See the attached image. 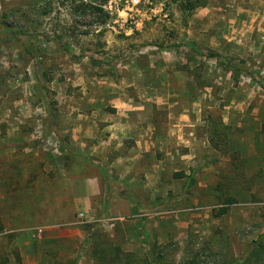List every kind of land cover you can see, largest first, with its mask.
<instances>
[{
  "label": "rangeland",
  "instance_id": "374dc122",
  "mask_svg": "<svg viewBox=\"0 0 264 264\" xmlns=\"http://www.w3.org/2000/svg\"><path fill=\"white\" fill-rule=\"evenodd\" d=\"M133 1L109 0L102 24L67 0H0V264L115 247L118 264H264V0ZM89 178L130 213L64 219L67 183ZM51 224L81 233L48 241Z\"/></svg>",
  "mask_w": 264,
  "mask_h": 264
},
{
  "label": "crops",
  "instance_id": "0c3cea01",
  "mask_svg": "<svg viewBox=\"0 0 264 264\" xmlns=\"http://www.w3.org/2000/svg\"><path fill=\"white\" fill-rule=\"evenodd\" d=\"M123 144L114 145L115 149H118ZM135 151H140V145L138 143V148L135 149ZM140 156L139 154L129 151L128 153L123 156V158L119 159L116 164V168L118 171L124 170L123 174L132 172L135 168L133 166V160L135 158H138ZM123 164V165H122ZM102 182L99 178H89L81 182L80 184H77L75 181L69 180L67 183V195H69V198L65 199V202H68L70 207L67 210V214H65L66 218H70L69 209H82L84 210L83 213H87L89 216H97L100 214H108L109 216L114 217H125L128 213H130V204L127 203L126 200L120 198L119 196L113 194L110 198L109 202V208L107 211H105L104 206H101L100 202V196L102 195ZM72 199V200H71ZM39 204V203H37ZM46 204H49V202H46ZM124 206L123 209L118 208L117 205ZM75 211V210H74ZM49 216L53 218L60 219V222L62 221L61 216H56L54 213L49 211ZM61 217V218H60ZM55 218V219H56ZM80 229H62L59 228V225L57 224H51L48 226L45 238L48 241L51 240H59L64 239L68 236V234L77 235L80 234Z\"/></svg>",
  "mask_w": 264,
  "mask_h": 264
},
{
  "label": "trees",
  "instance_id": "16d2710c",
  "mask_svg": "<svg viewBox=\"0 0 264 264\" xmlns=\"http://www.w3.org/2000/svg\"><path fill=\"white\" fill-rule=\"evenodd\" d=\"M69 9L71 10L72 14L77 16L83 15L85 13L91 14L93 16H98L102 19V24L107 22V19L110 18L109 13L104 8V5L108 3L109 0H67ZM206 1L200 0H189L184 3L183 10L186 12L187 15H190L196 8L200 6H205ZM59 38H62V34L59 35ZM210 56H218L217 53H211ZM245 60L243 59L242 62ZM222 66L226 67L227 63L220 62ZM228 69V67H226ZM46 74V73H45ZM222 135V134H218ZM224 136V135H223ZM211 140L213 145L216 148H221L219 141H217L214 136L212 135ZM175 178H185L188 177L189 179H193V175H187L185 172H176L174 173ZM237 199L234 197H228L224 201V206L220 207L218 210H214V216L220 217L229 211V206L236 203ZM4 230V226L0 223V231ZM256 245L253 248L252 256L254 257V262H264V233L259 236V239L255 241ZM120 248L115 247L114 253L109 254L106 250L99 251V259L100 264H118V260L120 259ZM250 260V257H249ZM135 264H164V263H157L154 260H144L140 261ZM230 264H240L237 260H232Z\"/></svg>",
  "mask_w": 264,
  "mask_h": 264
},
{
  "label": "built area",
  "instance_id": "2783aa9c",
  "mask_svg": "<svg viewBox=\"0 0 264 264\" xmlns=\"http://www.w3.org/2000/svg\"><path fill=\"white\" fill-rule=\"evenodd\" d=\"M133 2L137 4L138 0H134ZM83 216H84V214H83V213L79 214V217H80V219H82V218H83Z\"/></svg>",
  "mask_w": 264,
  "mask_h": 264
}]
</instances>
